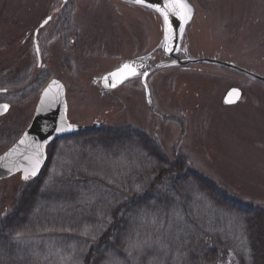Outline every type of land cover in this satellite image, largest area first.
Instances as JSON below:
<instances>
[{
    "label": "rangeland",
    "instance_id": "obj_1",
    "mask_svg": "<svg viewBox=\"0 0 264 264\" xmlns=\"http://www.w3.org/2000/svg\"><path fill=\"white\" fill-rule=\"evenodd\" d=\"M192 2L197 15L184 41L186 53L191 58L218 57L264 76V0ZM63 4L64 0H0V90L15 92L0 94V100L10 104L8 115L0 118V155L29 127L42 90L57 79L66 87L71 123L143 130L157 140L167 158L184 156L187 167L264 208V83L213 64L180 65L150 79L153 106L162 117L151 112L140 81L119 89L113 101L102 96L93 79L121 59L152 50L161 37L158 22L123 0H67L61 12ZM55 11L63 16L39 35L47 66L41 71L34 32ZM234 87L243 91V100L228 106L224 97ZM76 149L72 146L59 156L52 175L63 166L74 170ZM104 163L90 169L101 173L103 187L125 191L129 170L120 162ZM22 183L20 175L0 181V220L16 205ZM54 239L58 243L62 235L43 234L25 243H36L37 254H50L47 264H66Z\"/></svg>",
    "mask_w": 264,
    "mask_h": 264
},
{
    "label": "trees",
    "instance_id": "obj_2",
    "mask_svg": "<svg viewBox=\"0 0 264 264\" xmlns=\"http://www.w3.org/2000/svg\"><path fill=\"white\" fill-rule=\"evenodd\" d=\"M72 146L74 170L52 175ZM47 156L0 220V264L51 262L25 243L43 234L62 235L54 241L66 264H264V208L187 167L184 156L167 158L143 130H80L50 143ZM107 161L129 170L125 191L103 187L90 169Z\"/></svg>",
    "mask_w": 264,
    "mask_h": 264
},
{
    "label": "water",
    "instance_id": "obj_3",
    "mask_svg": "<svg viewBox=\"0 0 264 264\" xmlns=\"http://www.w3.org/2000/svg\"><path fill=\"white\" fill-rule=\"evenodd\" d=\"M123 2L150 10L160 16L162 19L161 22L163 23L164 34L158 49L164 50L165 57L171 60L170 62L159 61L154 65L151 63V60H153L152 54H148L146 56L120 61L113 69L98 75L93 79V84L95 86H100L105 94H113L125 83L139 78L144 87L146 86L145 92L148 105L149 107H152L151 90L148 84V78L153 73L180 65L190 66L199 63L225 67L244 75L247 78L264 83L263 75L247 70L237 64L221 61L218 57L191 58L190 55L186 53L184 41H186V36L193 24L196 14V9L189 0H186V2L192 8V16L190 20L184 23V30L182 33L180 31V19L171 14L169 15V23L171 27L166 32L164 18L160 12L156 11L157 8L161 10L164 9L166 0H145V3L142 5L135 4L133 0H123ZM45 24L46 23H44L43 26ZM179 55H184L185 59H181ZM125 64L132 66V68L136 70L137 75L123 79L129 70L125 69L123 72H119L118 70ZM112 73H117V75L113 76L111 75ZM144 73H146V75H144ZM53 81H55L56 84H53ZM113 84L115 87L112 86ZM234 89L239 91V95H236L233 92ZM234 89L231 88L227 91V94L224 97V103L228 106L238 104L243 98V91L237 87H234ZM2 105L4 104H0V106ZM8 106V111L0 112V116L9 112L10 105ZM97 127L100 128L101 124H97ZM85 129H87V127L72 124L68 119V104L65 85L57 79L51 80L40 95L34 118L29 127L12 147L0 155V181L8 179L18 173H21L22 180H24V172L26 170L31 171L39 158L40 166L37 175L35 177L30 176L29 179L38 177L47 162V146L62 136L74 134L79 130ZM21 141H23V143H21Z\"/></svg>",
    "mask_w": 264,
    "mask_h": 264
},
{
    "label": "snow or ice",
    "instance_id": "obj_4",
    "mask_svg": "<svg viewBox=\"0 0 264 264\" xmlns=\"http://www.w3.org/2000/svg\"><path fill=\"white\" fill-rule=\"evenodd\" d=\"M133 2L135 4H137V5H142V4L145 3V0H133ZM156 11L160 12L161 15L164 18V22H165V25H166V32L171 27V25L169 23V15L170 14L174 15L178 19H180V21H181V26H180L181 33L184 30V23L186 21L190 20L191 16H192V8L186 2V0H166V4H165L164 9L161 10V9L157 8ZM44 23H47V20ZM37 51H38V49H37ZM125 69H128L129 71L125 74L123 79H127L129 76H136L137 75L136 70L134 68H132V66H130L128 64L123 65V67L121 69H119L118 71L119 72H123ZM111 75L115 76V75H117V73H112ZM144 75H146V73H144ZM52 83L56 84L55 81H53ZM112 86L115 87L114 84ZM233 92L236 95H239V91L238 90L234 89ZM8 108H9V106L7 104H4V105L0 106V112H7ZM21 143H23V141H21ZM39 166H40V160L38 158L37 161H36L35 166L31 169V171L26 170L24 172L23 179L25 181H27L30 176L31 177H35L37 175L38 170H39ZM138 191H139V189H138ZM177 219L179 220V219H182V218L177 216ZM16 239L17 240L20 239V234H17Z\"/></svg>",
    "mask_w": 264,
    "mask_h": 264
},
{
    "label": "flooded vegetation",
    "instance_id": "obj_5",
    "mask_svg": "<svg viewBox=\"0 0 264 264\" xmlns=\"http://www.w3.org/2000/svg\"><path fill=\"white\" fill-rule=\"evenodd\" d=\"M66 2H67V0H64V4H66ZM63 4V7L61 8V12L62 11H64L65 10V5ZM123 4H125L127 7H129V8H131V5H129V4H127L126 2H123ZM138 10H140V11H143V12H145V13H147V12H149L150 14H152V16H153V18L158 22V24H159V29L162 31L163 30V26H162V19L160 18V16H158V15H156V14H154V13H152V12H150L149 10H147V9H138ZM58 12V11H57ZM56 11L54 12V13H51L42 23H44L46 20H47V24L44 26V27H39V28H37L36 30H35V32H34V39H33V44L35 45V41H37V43L39 44V52H37L36 53V55H37V59H38V69L39 70H41V71H45L46 70V68H47V66H46V64L43 62V60H44V56H43V54H42V49H41V47H40V43H39V35H40V31H41V29H44L45 27H47L51 22H54V20H56V17L57 16H63V14H61V12L59 13H57ZM50 18V19H49ZM61 20H63V19H61ZM64 21H65V18H64ZM160 40V39H159ZM138 54H136V55H134V56H137ZM184 56V55H183ZM155 57H156V61H158V60H166V58L164 57V52H157V53H155ZM185 57V56H184ZM152 61V63H157L156 61H155V58L153 59V60H151ZM15 93V92H14ZM14 93H11V92H9V89H7V88H4V89H2V90H0V94L2 95H12V94H14ZM110 97V96H109ZM110 98H112V97H110ZM114 99H116V97H113L111 100H113L114 101ZM120 101V100H119ZM1 103H8L6 100H0V104ZM164 117V116H163Z\"/></svg>",
    "mask_w": 264,
    "mask_h": 264
},
{
    "label": "bare ground",
    "instance_id": "obj_6",
    "mask_svg": "<svg viewBox=\"0 0 264 264\" xmlns=\"http://www.w3.org/2000/svg\"><path fill=\"white\" fill-rule=\"evenodd\" d=\"M179 38H180V36H179Z\"/></svg>",
    "mask_w": 264,
    "mask_h": 264
}]
</instances>
